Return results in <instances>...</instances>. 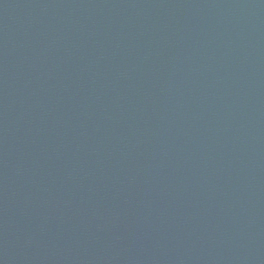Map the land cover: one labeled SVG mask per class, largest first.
Here are the masks:
<instances>
[{
	"label": "water",
	"instance_id": "water-1",
	"mask_svg": "<svg viewBox=\"0 0 264 264\" xmlns=\"http://www.w3.org/2000/svg\"><path fill=\"white\" fill-rule=\"evenodd\" d=\"M0 264H264V0H0Z\"/></svg>",
	"mask_w": 264,
	"mask_h": 264
}]
</instances>
